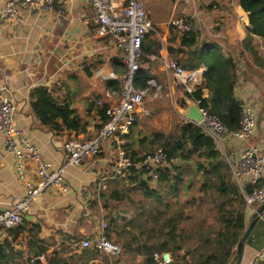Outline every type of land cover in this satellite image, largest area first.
<instances>
[{
	"label": "crops",
	"instance_id": "obj_1",
	"mask_svg": "<svg viewBox=\"0 0 264 264\" xmlns=\"http://www.w3.org/2000/svg\"><path fill=\"white\" fill-rule=\"evenodd\" d=\"M115 1L123 3L126 0ZM6 2L7 0H0V92L16 103L13 115L15 125L25 132L45 160L58 167L66 160L64 142L70 137H93L104 119L101 108L119 100L124 69L121 53L110 36L100 37L95 33L88 0H58L57 9H62V14L21 8L16 20L2 18ZM149 2H152V6H147V15L153 27L150 39L162 44L158 56L152 55L149 63L141 64V71L150 77L149 89L152 92L158 91L161 99L169 100L171 104L173 102V108L185 121L182 113L191 100L185 97L181 87L174 85V82L181 84L163 67V61L170 59L168 45L178 46L180 42L179 31L174 41L170 42L167 25L169 23L170 26V19L181 7L183 16L190 18L194 31L199 32L200 43L216 44L225 57H232L236 61L238 83L234 90L235 97L242 102L255 103L259 91L252 94L243 89V83H251L246 75L251 73L248 65L252 61H243L240 55L249 23L239 21V16L245 12L238 5V0H175L171 4L168 0ZM256 41L264 40L254 37V42ZM243 54L246 55L244 52ZM179 58L185 56L180 55ZM262 67L254 65L253 70H258L261 74ZM203 69L206 68H201L198 73ZM38 87L47 88L59 101L69 102L74 110L73 115L80 122L77 131L62 130L40 122L32 109L34 99L31 97L32 91ZM203 96H207L206 90L203 91ZM183 102L184 107L181 106ZM146 109V115H138L133 133L128 134L129 139H136L139 132H144L138 122L149 116V110ZM158 113L159 110L153 111V114ZM57 124H61V120ZM125 141L126 139L114 136L104 143L99 155L88 158L80 166L68 168L63 179L67 193H60L58 189L42 193L24 213L22 231L0 230V244L6 242L9 245L8 253L16 258V264H29L26 262L28 258L30 264L36 260L40 264H63L56 260L67 264L100 262L103 256L85 261L81 256L82 250L76 248L75 243L94 235L101 223L109 224L111 214L108 210L117 203L107 198V195L115 185L121 183L117 179L122 178L108 177L106 172L116 148L124 145ZM3 142L0 133V209L9 206L14 196H22L26 182L35 178V166L29 163L26 179H18L13 157L5 152ZM256 143L264 148L259 141ZM136 148L135 145L134 149ZM239 148L238 143L232 139H226L222 143V150L227 154L225 157L231 160L237 157ZM124 183L125 186L128 185L126 179ZM100 193L105 194L104 198H100ZM104 201L108 208L102 207ZM125 201L126 199L123 202ZM252 214L246 208V223L250 221ZM125 223L118 221L117 225ZM253 240L255 243L254 237ZM41 245L47 250L45 254L37 256L34 250ZM263 247L264 241L256 249L248 246V258L244 264H251L256 253ZM245 251L246 248L242 261ZM48 258L49 261H55L49 262Z\"/></svg>",
	"mask_w": 264,
	"mask_h": 264
},
{
	"label": "trees",
	"instance_id": "obj_2",
	"mask_svg": "<svg viewBox=\"0 0 264 264\" xmlns=\"http://www.w3.org/2000/svg\"><path fill=\"white\" fill-rule=\"evenodd\" d=\"M238 5L247 13L250 26L242 44L243 52L255 59L251 64L248 63V66L251 72H256L253 70L254 65L264 66L262 61H257L254 44V37L264 40V0H238ZM150 34L152 31L145 35L142 42L141 64L149 63L152 55L158 56L162 47L160 41L150 39ZM179 41L178 46L168 45V56L186 71H198L204 67L208 70L204 74L202 85L194 86L191 93L184 91L183 86L179 85L185 97L193 102L199 100L200 107L207 115L216 118L228 131L237 130L242 103L234 95L238 83L236 61L232 57H225L216 44L200 43L197 31L180 32ZM243 52L240 55L245 57ZM180 55L185 58H179ZM125 71L124 68L123 74ZM251 76L250 73L246 78L251 79ZM149 78V75L140 70L134 78V83L139 88L147 89ZM204 90L207 91L206 97L203 96ZM31 97L34 99L32 109L42 124L62 130L77 131L80 127L79 119L73 115L74 110L69 102L59 101L47 88L34 89ZM181 106H185L184 102ZM105 108L106 106L101 108L103 115ZM58 120H61L59 125ZM134 127L135 124L128 134L133 133ZM128 134L121 136V139H126L122 147L129 151L133 161H140L145 155L161 149L166 155L167 165L159 170L160 175L155 185L138 181L137 176L133 174L126 179L127 186L124 179H117L121 183L106 194L107 198L119 204L129 197L130 191L139 190L146 198L153 197L156 205L148 212L140 205L138 216L122 225H117L118 216L110 213L111 221L106 234L108 239L120 244L121 255L103 256L100 262L95 264H131L130 261L137 257H141L143 264H156L154 255L161 253L170 254L169 264H228L245 230L247 207L242 193L232 179L230 166L216 143L200 126L187 121L176 123L169 133L155 130L148 136L139 132L136 139H129ZM196 183L199 193L202 194L200 198H207L212 206L215 225L206 223V218L203 217L198 224L185 230L184 222L190 215L182 206L174 209L164 196L176 197L181 189L188 192ZM263 185L264 181L256 185L247 184L245 192L250 193ZM104 196L105 194L100 193V198ZM196 202L195 199L192 200V203ZM102 207L108 208L106 201L102 203ZM263 218L264 213L259 221H263ZM23 229L24 225L20 223L6 230L11 232ZM252 232L246 246L255 248ZM253 237L256 239V234ZM46 250L47 248L41 245L36 247L34 252L39 256L45 254ZM8 251L9 245L6 242L1 243L0 264H16V258ZM81 256L88 261L95 260L100 255L95 249L89 248L82 250ZM122 257L130 260L121 263ZM47 260L49 261V258ZM51 261L55 260L49 262ZM26 262L30 264V259ZM56 262L67 264L61 260ZM254 263L264 264V257ZM31 264L40 262L36 260Z\"/></svg>",
	"mask_w": 264,
	"mask_h": 264
},
{
	"label": "built area",
	"instance_id": "obj_3",
	"mask_svg": "<svg viewBox=\"0 0 264 264\" xmlns=\"http://www.w3.org/2000/svg\"><path fill=\"white\" fill-rule=\"evenodd\" d=\"M58 0H7L2 10V18L16 20L19 9L26 8L36 12H58ZM92 10V23L95 33L100 36H110L116 49L121 53V61L126 69L121 77V92L119 100L104 111L105 119L91 138H68L63 149L66 154L65 162L54 167L45 160L38 148L29 140L24 131L19 129L13 120L16 110L14 99L2 95L0 92V133L4 139L3 147L6 153L13 157L15 173L20 180L27 176V165L35 166L33 181H27L22 196H14L9 206L0 209V230L17 226L22 222L25 212L40 195L50 189H58L60 193H67L63 184L64 174L70 167L80 166L88 158L99 155L104 143L112 137H121L128 134L130 128L136 123L138 115L147 114L145 104L151 99L159 97V92L151 89H142L135 85L134 78L141 70L142 42L145 35L153 30L147 12L140 0H88ZM239 21L247 23V14L239 16ZM170 25L179 32L194 31L187 19L173 20ZM164 70L179 84L184 91L191 93L194 86L198 85L200 74L198 71H186L172 59L163 61ZM152 84V83H150ZM243 89L252 94L257 93V88L249 82L243 83ZM203 119L199 124L202 130L222 150V143L226 139H232L239 145V152L234 160L225 157L230 166L231 176L243 195L246 207L252 211L264 203V185L245 192L247 184L256 185L264 181V148L250 144V139L255 135L257 126L256 105L251 101H241V115L239 127L235 131H228L216 118L207 115L200 107V101L194 102ZM98 104H101L98 102ZM167 165L166 155L158 149L149 153L140 161H133L129 151L122 146L116 148V153L107 167L106 176L127 179L136 175L138 181H147L149 185H155L160 169ZM108 224L101 223L100 228L92 235L79 240L75 247L84 250L93 248L100 256L120 257L121 247L108 239L106 231ZM264 257V247L256 253L251 264ZM156 264H169V253L155 254Z\"/></svg>",
	"mask_w": 264,
	"mask_h": 264
},
{
	"label": "rangeland",
	"instance_id": "obj_4",
	"mask_svg": "<svg viewBox=\"0 0 264 264\" xmlns=\"http://www.w3.org/2000/svg\"><path fill=\"white\" fill-rule=\"evenodd\" d=\"M174 1L175 0H168V3L170 4L174 3ZM140 2L142 3L144 9L148 13L147 6L149 7V4H150V7H151L152 2H149V0H140ZM195 8L197 9V5ZM183 15L184 14L180 7L178 8V10L175 11V14L170 20L173 21L177 18L185 17V19H187V21L190 22L194 28V25L191 22L190 18H187V16H183ZM168 25L167 27H168L170 39L176 38L178 35V31L171 29L170 27L171 25L170 26ZM254 44L257 50V61H263V64H264V41H261V42L256 41L254 42ZM241 59L243 61H255V59L252 56H250V54L248 53L245 57L241 56ZM255 71L256 72L254 71L251 72L252 78L250 79V82L254 84V86L259 91V95H256L257 97L255 98L256 99L255 101L256 113H257V126H256L255 135L250 139V144L256 145L258 144L256 142L259 141L260 143L264 145V66L261 69V74L259 73L258 70H255ZM171 82H174V81L171 80ZM174 85H176V87L179 86L176 82H174ZM173 107H174L173 102L171 104L169 100L165 101L161 99L160 96L159 98H155V99H151L147 101L145 104V108H148L149 116L139 120L138 122L139 126H142V130L144 131L142 133L148 136L151 135V133L155 130L161 131L163 133H169L173 129L176 123L184 121L180 117V115L177 114V111ZM154 110H159V113L153 114ZM155 150L156 149L154 148V151ZM220 151L224 156L227 155V154L225 155L223 150H220ZM197 186H198V183H196L193 186V188L190 189L188 192H185L181 189L179 194L176 197L172 195H165V196L163 195L165 200L168 201L173 206L174 209L178 208V206H182L184 210L190 215V218H187V220L184 222L185 230L186 229L189 230L192 225L198 224L203 217L206 218V223L215 225L213 221L214 212L212 211V206L208 202L207 198H203V200L200 198L202 194L199 193ZM194 199L197 201L196 204L192 203V200ZM140 205L143 207L145 212H148L149 210H151V208H153L156 205V201L153 197L146 198L143 195V193L139 190L130 191L129 197L126 199L125 202L115 204L114 207H112L111 210H108V211H110V213H114L115 215H117L118 218L121 219L120 220L117 218L119 222L122 223L123 221H125L127 223L133 217L138 216L139 209H141L139 208ZM262 220L263 221H259L256 224L254 231L252 232V235H251L253 238V236L256 234V240L254 243L255 249L259 248L260 244L264 241V218ZM248 223L249 221L246 223V225ZM118 225H122V224H118ZM245 248H246V251L244 254L242 264H244V262L248 258L247 257V251H249L247 249L248 245L245 246ZM129 260L130 259L124 258V257L120 259L122 263L124 261H129ZM130 262L131 264H142V259L141 257H137Z\"/></svg>",
	"mask_w": 264,
	"mask_h": 264
},
{
	"label": "water",
	"instance_id": "obj_5",
	"mask_svg": "<svg viewBox=\"0 0 264 264\" xmlns=\"http://www.w3.org/2000/svg\"><path fill=\"white\" fill-rule=\"evenodd\" d=\"M207 71H208L207 69H203L201 71L200 80L198 83L199 86L202 85V82H203L202 77L204 76L205 73H207ZM182 114H183L185 121L193 123V124H199L203 119L201 113L198 110V107L195 105L193 101H190L189 106L187 107L186 111H183ZM263 213H264V203L259 205L253 212L249 223L246 225L245 230L237 243L235 254L230 259L228 264H241L243 253H244V248L246 246L247 240L252 230L254 229V226L256 225V223L259 221V219L262 218Z\"/></svg>",
	"mask_w": 264,
	"mask_h": 264
}]
</instances>
